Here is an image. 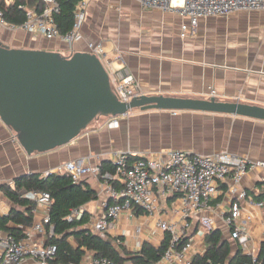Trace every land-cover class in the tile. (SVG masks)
<instances>
[{
    "label": "crops",
    "instance_id": "1",
    "mask_svg": "<svg viewBox=\"0 0 264 264\" xmlns=\"http://www.w3.org/2000/svg\"><path fill=\"white\" fill-rule=\"evenodd\" d=\"M183 21L176 12L147 9L135 0H90L81 26L82 39L71 46L59 39L47 40L24 31L22 37L15 40L25 42L29 48L54 50L65 55L86 51L90 41L101 42L105 59L114 67L124 63L133 74L141 95L214 97L217 101L264 108V10L201 18L196 33L187 38L180 37ZM111 118H99L61 147L31 155L26 154L13 132L0 120V186L22 175L43 174L65 161L114 150L128 149L143 154L165 150L196 154L228 151L249 160L264 161V120L261 119L192 109L140 108L117 116V126L108 125ZM108 158L106 155L104 160ZM84 180L98 196L82 206L92 220L102 213L100 202L106 198V193L97 177ZM263 183L264 169L256 168L243 176L238 187L246 192L239 203L242 217L251 216L248 231L257 247L264 238V209L252 206L249 201H260L254 197L262 190L258 184ZM228 185L229 182L223 183L220 192L211 199L212 211L208 215L230 240L221 222L222 215L229 209ZM91 203H94L92 209ZM11 206L0 191V216H6ZM195 220L190 219L191 225ZM136 227L142 228L144 243L158 247L164 239L165 234L155 226L153 218L125 216L107 235L111 240L120 237L129 246L136 245L138 240L133 235ZM200 237L196 235L193 240L198 252L203 253ZM230 242L233 248L237 246ZM20 264L38 262L28 257Z\"/></svg>",
    "mask_w": 264,
    "mask_h": 264
},
{
    "label": "built area",
    "instance_id": "2",
    "mask_svg": "<svg viewBox=\"0 0 264 264\" xmlns=\"http://www.w3.org/2000/svg\"><path fill=\"white\" fill-rule=\"evenodd\" d=\"M40 1L42 10L23 6L26 17L19 25L7 23L0 12V26L11 31L21 30L34 36H42L47 40L59 39L68 46L82 39L81 26L90 0H75L72 27L64 34L58 31L53 20V15L58 11L57 1ZM135 1L144 8L170 10L184 18L180 25L181 38L193 36L201 18L244 10H264V0ZM86 51L101 60L107 70L112 90L121 102L127 103L133 97L141 95L133 74L125 64L114 67L105 59V49L101 42H88ZM211 93L214 94V90ZM108 125L117 126V117H112ZM106 155L113 170L101 172L100 164ZM256 168L264 169V161L249 160L228 151L196 154L184 150H165L143 154L127 149L114 150L107 154H88L65 161L42 175L66 174L72 183H79L91 176L97 177L105 189L106 198L100 202L103 210L100 216L87 224L92 232L110 239L107 232L122 216L153 218L155 226L169 235L167 249L154 264H191L192 257L201 254L193 238L196 235L201 236L203 243L200 246L204 248L205 234L218 228L208 212L212 211L211 199L220 192V186L225 182H229L227 192L231 197L229 209L221 217L222 225L227 229L228 238L255 261L258 247L248 231L251 216L242 217L239 203V200L246 197V192L238 187L243 176ZM23 196L34 203L32 224L24 230L21 238L0 234V264H20L28 257L36 259L38 264H48L56 250L54 245L47 243V238L53 232V228L47 226L52 198L45 191H27ZM249 203L264 209V199ZM83 213L82 207L71 209L66 220L79 219ZM191 218L197 219L192 225ZM133 235L138 240L136 245L129 246L120 237L110 240L114 246H125L130 250L127 249L128 252L135 254L146 240L141 227H136ZM80 264L114 262L107 257L85 253Z\"/></svg>",
    "mask_w": 264,
    "mask_h": 264
},
{
    "label": "water",
    "instance_id": "3",
    "mask_svg": "<svg viewBox=\"0 0 264 264\" xmlns=\"http://www.w3.org/2000/svg\"><path fill=\"white\" fill-rule=\"evenodd\" d=\"M134 108L192 109L264 120L263 107L214 97L140 95L121 102L93 53L65 55L0 42V120L28 155L61 147L99 118L125 115Z\"/></svg>",
    "mask_w": 264,
    "mask_h": 264
},
{
    "label": "trees",
    "instance_id": "4",
    "mask_svg": "<svg viewBox=\"0 0 264 264\" xmlns=\"http://www.w3.org/2000/svg\"><path fill=\"white\" fill-rule=\"evenodd\" d=\"M56 1L58 11L53 15V20L58 31L64 34L72 27L75 0ZM23 6L36 10H42L43 7L40 0H0V12L4 20L10 24L19 25L25 21ZM100 170L111 171L113 166L104 160L100 164ZM263 185L264 183L258 184L262 190L255 195L256 200L264 199ZM0 191L12 204L10 212L6 216H0V232L15 238H21L24 230L31 226L33 221L34 203L23 195L27 191H45L50 194L52 204L47 226H51L53 232L47 238V243L56 247L53 257L48 260L51 264H80L85 253L107 257L114 264H154L164 254L169 244V235L165 234L158 247L145 242L138 252L131 254L122 245L114 246L110 239L92 232L87 227L90 221L88 213L84 212L79 219L66 220L71 209L82 207L98 197L97 192L85 180L72 183L66 174L22 175L1 184ZM191 264H264V238L253 261L239 246L233 248L230 240L223 236L219 228L212 229L205 234L203 253L195 254Z\"/></svg>",
    "mask_w": 264,
    "mask_h": 264
},
{
    "label": "rangeland",
    "instance_id": "5",
    "mask_svg": "<svg viewBox=\"0 0 264 264\" xmlns=\"http://www.w3.org/2000/svg\"><path fill=\"white\" fill-rule=\"evenodd\" d=\"M21 37H22V31L21 30L11 31V30L6 29L5 27L0 26V42H3L6 45H9L10 47L13 46V47H27V48H29L28 46H25V42H22L20 40L19 41L15 40V38H21ZM32 41H34V40H32ZM30 45L33 46L34 43H31ZM93 206H94V203H91L90 209H92Z\"/></svg>",
    "mask_w": 264,
    "mask_h": 264
},
{
    "label": "flooded vegetation",
    "instance_id": "6",
    "mask_svg": "<svg viewBox=\"0 0 264 264\" xmlns=\"http://www.w3.org/2000/svg\"><path fill=\"white\" fill-rule=\"evenodd\" d=\"M3 43V42H2ZM3 44H5V43H3Z\"/></svg>",
    "mask_w": 264,
    "mask_h": 264
}]
</instances>
